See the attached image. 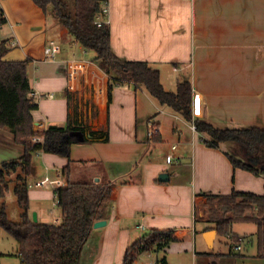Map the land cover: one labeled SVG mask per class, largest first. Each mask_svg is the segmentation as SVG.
<instances>
[{
	"label": "crops",
	"instance_id": "obj_1",
	"mask_svg": "<svg viewBox=\"0 0 264 264\" xmlns=\"http://www.w3.org/2000/svg\"><path fill=\"white\" fill-rule=\"evenodd\" d=\"M0 9L6 20L0 35L10 46L4 58L27 59L31 90L40 93L34 120L45 127L70 122L84 128L88 141L71 145L70 177L81 165L88 180L114 184V200L105 217L97 219L106 222L93 226L76 264H123L129 245L153 229L171 230L176 240L139 254L132 264H157L162 257L167 264H264L253 246L257 227L252 222H241L250 233L242 235L236 254L216 245L217 232L212 245L203 237L213 228L205 192L264 194L263 174L230 161L231 142L208 145L205 134L132 82L114 85L109 98V75L32 0H0ZM106 18L118 57L147 62L169 91L181 78L191 81L194 115L217 128L264 127V0H108ZM50 39L60 49L45 58ZM151 118L159 141L148 136ZM8 133L12 136L0 128V148L14 150L18 158L23 147L14 140L7 146ZM35 156L28 197L45 209L29 210L35 209L37 222L52 224L61 219L53 210L54 187L33 183L60 174L68 159L56 153Z\"/></svg>",
	"mask_w": 264,
	"mask_h": 264
},
{
	"label": "trees",
	"instance_id": "obj_2",
	"mask_svg": "<svg viewBox=\"0 0 264 264\" xmlns=\"http://www.w3.org/2000/svg\"><path fill=\"white\" fill-rule=\"evenodd\" d=\"M32 1L48 18L64 26L74 40L90 53V59L109 75V98L116 84L132 82L137 87H143L159 105L167 106L187 122H194L196 131L206 135L202 140L208 145L234 143L232 153H228L234 167L264 175V127L217 128L194 115L193 89L189 79L181 78L175 90L169 91L160 82L156 68L145 61L118 57L111 47L108 24L97 22L99 16L103 17L105 0H73L72 9L63 0ZM5 21L0 11V26ZM9 47L6 40L0 41V128L10 130L14 142L23 147V153L16 159L0 163V198L4 197L9 181H13L21 220L10 221L2 203L0 228L16 241V254L21 264H76L94 222L105 217L109 204L114 200V184L95 179L79 181L70 177L71 145L88 141L84 128L70 122L45 127L34 120L32 112L37 103H33L30 95L28 60L5 59ZM76 130L85 135L83 140L71 134ZM150 130V139L159 141L156 122L153 121ZM33 137L41 139L37 141ZM40 152L56 153L68 159L61 170L66 183L54 189L61 219L52 224L33 221L29 210L28 178L33 158ZM205 197L208 221L219 237H228L230 253L236 254L233 250L244 238L233 231L232 225L252 222L257 227V255L264 258V194L233 189L229 194L205 193ZM175 240L171 230L153 229L129 245L123 264H132L139 254L159 251ZM157 264L167 262L162 257Z\"/></svg>",
	"mask_w": 264,
	"mask_h": 264
},
{
	"label": "rangeland",
	"instance_id": "obj_3",
	"mask_svg": "<svg viewBox=\"0 0 264 264\" xmlns=\"http://www.w3.org/2000/svg\"><path fill=\"white\" fill-rule=\"evenodd\" d=\"M63 1H65L68 4V8L69 9L73 8V5H72L73 0H63ZM2 40L3 39L1 38V35H0V41H2ZM151 119L153 120V118H151ZM149 121L150 120H148V122H147V124H148V132L150 131ZM8 135H9V137L8 136H4V140H3L6 143L7 146H8V144L11 143V140H13V135L11 136L10 133H8ZM18 146H20V145H18ZM228 146H229V151L232 153V150H233V147H234V143H230ZM2 148L3 149L0 148V160L8 161V160L16 159V157L13 156L14 155V150L12 152L10 151L8 153V152L5 151V147H2ZM16 148L21 150V148H19L17 146H16ZM2 151H3V153H2ZM4 152L6 153V155L4 154ZM34 157H35L34 159L36 160L37 157L36 156H34ZM2 161H0V163ZM86 172L87 171H86L84 166L77 165V166L74 167L73 175H71V176H72V178L74 180H79V181H84L86 179L88 180L89 178L85 177L86 176ZM60 173H61V171H60ZM44 175H45V173H43L41 177H43ZM61 175H63V174L61 173ZM11 176L13 178L15 176V174L11 175ZM11 176H10V178H11ZM63 179L65 180V178H63ZM33 180H32V178L29 179V181H33ZM13 187H14L13 181H9L8 188H7L6 192H5L4 197L0 198V207L2 206V203H3L4 210L6 212L7 218L10 221H13V222H19L21 220V217H20L21 208H20V206H19V204L17 202L15 193L13 191ZM28 189H30V187ZM205 193H209V192H205ZM28 204L31 207H33V206L36 207V208L44 207V209H45L44 204L38 203V201L35 200V199H33V201H32V199L29 198ZM48 207L50 208L51 206H47V208ZM53 208H54L53 210H54L55 216H60V218H61V210H60V208L58 206L55 207V205H54ZM34 210L35 209H32V211L30 212L32 220H33V212H34ZM46 212H47V217L52 220L53 219V214L50 211H48V210H46ZM55 219H54V221H55ZM235 224H236V227H237L236 233L238 235H246V233H250V231H247V230L243 229L245 227V225H247V224L246 223H241V222H237V223H234L232 225L233 231H235L234 230V225ZM139 226H141V225H139ZM242 232H244V233H242ZM220 239H221V241L219 243ZM256 239H257V237H256ZM228 241H229V239H227V241H226L225 237H222V238L218 237L216 245L219 244V246L223 247V249H226V250L228 249L229 250L230 249L229 248L230 244L228 243ZM253 246L257 248V244L256 243ZM17 248H18V245H17L16 241L12 237L7 235L3 231V229L0 228V264H21L20 258L16 254L17 253L16 252Z\"/></svg>",
	"mask_w": 264,
	"mask_h": 264
},
{
	"label": "built area",
	"instance_id": "obj_4",
	"mask_svg": "<svg viewBox=\"0 0 264 264\" xmlns=\"http://www.w3.org/2000/svg\"><path fill=\"white\" fill-rule=\"evenodd\" d=\"M0 11H1V9H0ZM107 12H108V0H105L103 2V12H102L103 13V18L100 17V16L97 18V22L99 24L102 23V22L108 24V19L106 18ZM59 49H60V46L55 41V39L48 40L47 44L44 47V57L45 58H53L55 56V54L59 51ZM30 95L33 98V103H36L35 98L40 97V93L38 91H34V90H32L30 92ZM46 95L51 97V96H53V93H47ZM152 123H153V120H150L149 121L150 127H151ZM190 124H191V128L196 131L195 123L192 122ZM151 133H152V130L149 131V134H151ZM33 139L38 141L41 138L40 137H33ZM171 157H172V155H168V159H170ZM63 178L64 177L61 175V173L58 174L56 177H51L49 175H46L42 179L36 180L33 184L35 186H42V185H45V184H50L54 188H57V187H60V186H62V185H64L66 183ZM54 203L57 205V199H55ZM55 222H58L57 218L55 219ZM235 248H239V245L237 244ZM145 264H156V262H154V263H148L147 262Z\"/></svg>",
	"mask_w": 264,
	"mask_h": 264
},
{
	"label": "water",
	"instance_id": "obj_5",
	"mask_svg": "<svg viewBox=\"0 0 264 264\" xmlns=\"http://www.w3.org/2000/svg\"><path fill=\"white\" fill-rule=\"evenodd\" d=\"M71 134L75 135L79 140H83L85 135L80 131V130H76L71 132ZM163 177H166V173H161L159 178L160 179H164ZM36 213L33 212V221H36ZM105 220H96L93 224L94 227H99L105 224ZM216 233V230L214 228L210 229V230H206L203 234V237L206 241V243L208 245H212V241L214 239V235Z\"/></svg>",
	"mask_w": 264,
	"mask_h": 264
}]
</instances>
